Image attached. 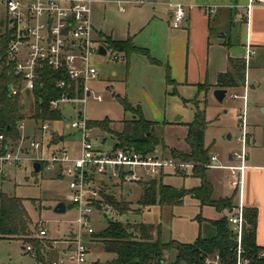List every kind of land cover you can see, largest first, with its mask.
<instances>
[{
    "label": "rangeland",
    "instance_id": "rangeland-1",
    "mask_svg": "<svg viewBox=\"0 0 264 264\" xmlns=\"http://www.w3.org/2000/svg\"><path fill=\"white\" fill-rule=\"evenodd\" d=\"M171 1L98 0V3H93L95 25L99 27L98 29L109 35L112 34L118 40L132 38L133 44L138 48L147 50L149 56L118 53L119 59L116 60V53L111 50H108L106 56H102L99 54V49L106 44L103 38L97 37L92 62L99 73V78L90 82L89 85L95 95H101L102 101H96L90 97L85 108L79 103L62 104L63 119L50 122L52 128L57 130L59 135L65 137L64 140L58 142V146L69 144L68 147L77 148L78 133L70 128L72 121L79 119L75 113V107H81L84 110L83 115L88 121L110 120L112 121L110 125L112 131L121 132L125 121L136 119L134 112L125 111L122 102L125 99L133 108H140L146 120L156 123L154 133L161 142L157 149L163 151L165 157H171L173 154L186 155L190 152V147L186 143L187 124L194 121L197 112L195 103L191 102L194 100L195 94L189 96V94L174 90L167 83L165 70L151 62V58L155 57L156 47L162 45L160 39L165 37L167 28H169L168 14H165L161 3H170ZM165 40H167L166 37ZM254 89L252 87L249 93L250 110L248 113L250 112V116L254 114L263 119L262 106L253 105V98L261 99L260 93H255ZM243 93L242 90L239 91V94L242 95ZM242 99H234V92H230L229 97L223 103L211 98L198 97V100L201 101L200 109L206 108L208 127L205 140L210 151L209 156L218 154V158L220 156L223 164H226L225 153L232 151L234 154L240 152L242 148L240 139L243 135V128L240 116L244 109L246 126L248 121L247 104ZM20 110L24 116L22 123L27 127L28 132L33 126H39L31 118L35 112L32 94L21 96ZM245 132L246 134L249 132H247V127ZM96 136L99 137V142L105 140L104 147L107 149H111L115 144L112 132H97ZM256 151H264V142L259 141L255 144L249 136L246 152L250 154ZM233 165L240 164L235 162ZM228 173L230 174L229 170H214L213 168L206 171L209 180L225 176ZM190 176H171L161 182L162 185L187 189L183 204L177 206L162 207L157 204L151 207H141L138 202L142 198L145 185L133 184L124 185L120 188L110 187L108 192L112 194L111 196L128 204L130 208L123 214H119L117 220L122 222L124 226L130 227V232H133L137 238H139L138 228L141 224H153L156 228L160 227V235L156 233L157 230L152 232L153 240L160 239L163 243L174 240L192 244L200 235L203 238L214 235L215 230L212 225L206 221L200 225L197 217L201 214L205 219H218L220 213L212 206L200 207V202L192 197L188 190L194 186H200L201 180ZM0 190L9 196L23 200L33 224L36 226L38 223L44 222L50 237L62 240L69 236L65 235L67 231L73 229L70 222L76 218V212L71 208L68 200L70 191L69 182L66 178L58 177L56 172L48 171L45 168L36 173L33 164L27 163L20 168L11 169L10 177H1ZM233 196L232 194L231 197ZM236 197V195L233 197L234 205H237ZM213 198H217V195L214 194ZM61 202L68 208V211L63 215L56 214L54 211ZM93 219L92 226L97 232L107 227L108 219L102 218L97 213L94 214ZM85 243L90 249V263L113 264L115 255L106 252L103 241L99 239L96 242H90L87 239ZM22 253V244L12 240L0 239V264H34L36 262L30 254L24 255ZM165 259L168 264H177L176 251L166 252ZM179 264L186 263L181 262Z\"/></svg>",
    "mask_w": 264,
    "mask_h": 264
},
{
    "label": "built area",
    "instance_id": "built-area-1",
    "mask_svg": "<svg viewBox=\"0 0 264 264\" xmlns=\"http://www.w3.org/2000/svg\"><path fill=\"white\" fill-rule=\"evenodd\" d=\"M93 3L94 0H0V113L5 96L21 98L30 93L35 103L34 92L44 87L47 71L63 72L68 77L67 81L57 82L56 87L65 92L61 98L50 101L51 109L60 110L63 114L64 103H79L85 108L90 97L102 101L101 95H95L89 85L99 78L92 62L97 38L93 26ZM257 4L263 5L264 0H249L247 12ZM185 19V5L180 2L174 4L170 21L172 28H181ZM249 56L248 51L247 58ZM115 59H119L118 54ZM234 98L239 96L234 95ZM74 110L79 117L70 125L79 136L75 150L58 146V142L52 144L53 138L59 135L50 124L53 121L41 122L29 132L20 122L16 126L17 139L9 137L0 124V178L10 177V170L23 164L32 163L34 166L40 163L41 171L43 168L54 171L69 182L68 200L76 212V218L70 222L73 229L67 238L51 240L47 238L48 229L44 222L34 226L33 231L41 240L42 250L37 251L31 244H27L25 250L37 264H45L41 255L47 264H92L85 240H99L95 236L98 232L92 226L94 214L109 221H116L119 216V212L106 201V196L112 195L108 192L110 187L158 180L170 169L174 174L187 175L195 167L193 163L165 157L159 151L142 154L131 148L107 149L104 140L99 142L98 131L88 126L84 110L81 107ZM240 120L242 148L233 154L240 165L226 169L230 172V189L241 196L247 169L245 109ZM207 167L223 168L218 164V154L210 157ZM223 214L234 235V264H248L243 248L247 222L242 203L223 209ZM49 252L58 255L47 261ZM260 257L264 258V252ZM157 264L168 263L164 258ZM204 264L229 263L215 254L205 258Z\"/></svg>",
    "mask_w": 264,
    "mask_h": 264
},
{
    "label": "trees",
    "instance_id": "trees-1",
    "mask_svg": "<svg viewBox=\"0 0 264 264\" xmlns=\"http://www.w3.org/2000/svg\"><path fill=\"white\" fill-rule=\"evenodd\" d=\"M106 46L104 48L112 52L125 53L126 55L140 54L149 56L145 49L138 48L133 44V39L128 38L123 41H115L109 37L104 38ZM119 55V54H118ZM151 62L159 64L151 58ZM230 69L224 74H220L217 86L220 88H235L245 83L247 64L242 60L230 59ZM68 80L63 72L47 71L44 75V87L37 88L35 96V112L31 116L37 124L45 121H61L63 114L60 110H53L50 101L62 97L64 90L56 87L58 81ZM173 82L168 78V84ZM201 91L210 90L208 85H199ZM126 112H134L136 119L124 122L121 132H113L110 128L112 121H88L90 128H95L99 133L105 131L112 132L115 144L114 149L131 148L142 154L154 153L161 142L157 139L154 130L156 123L148 121L142 115L140 108H133L127 100L122 101ZM188 102V101H187ZM197 108L195 119L187 124L188 134L186 143L190 147V152L186 155L173 154L171 157L195 165L193 172L195 177L201 180V185L190 191L192 197L200 202L201 207L212 206L218 211L227 207H233V197L229 199L213 200V189L206 175L207 166L210 162L209 149L205 146V134L208 127L206 108L200 109L201 101L195 99ZM24 120L20 110V98L3 99V110L0 113V124L5 128L7 135L13 139L18 138L16 126ZM8 127L10 130L8 131ZM61 139L57 136L53 138L52 144L55 145ZM105 141V140H104ZM105 143V142H104ZM174 153V152H173ZM145 189L141 200L138 202L141 207H151L159 204L160 206H177L182 200L178 191L162 185L160 181L141 183ZM149 187V188H148ZM107 203L111 204L119 214H123L130 208L128 204L116 200L114 196H106ZM245 219L247 229L243 237V248L245 256L249 260L248 264H264V258L260 255L264 252V247L258 246L256 242V228L258 223V210L256 208L245 209ZM216 234L211 238H203L201 235L192 244L170 241L161 242L160 239L153 240L154 230L160 235L161 228L155 225L141 224L138 228L139 238L130 232V227H126L122 222L109 221L107 227L95 234L97 238L104 242L106 252L114 254L113 264H157L165 258V253L176 251L177 264H204V259L219 254L225 262L235 263L234 249L235 240L226 218L212 222ZM33 221L25 209L23 200L9 196L0 190V239L3 240H22L24 245L31 244L37 251H41V241L32 237ZM134 230V229H133ZM254 230V231H253ZM101 233V234H100ZM41 260L47 264L46 259Z\"/></svg>",
    "mask_w": 264,
    "mask_h": 264
},
{
    "label": "crops",
    "instance_id": "crops-1",
    "mask_svg": "<svg viewBox=\"0 0 264 264\" xmlns=\"http://www.w3.org/2000/svg\"><path fill=\"white\" fill-rule=\"evenodd\" d=\"M96 2L98 3V0H94V3ZM179 2L185 5L186 19L181 28L174 29L170 23L171 15L173 5ZM248 3L249 0H172L170 3L162 2L161 5L164 12L166 15L168 14L169 20L167 23L169 28H167L165 35L167 40H165V37L160 39L162 45L156 47L155 57H152L159 64H152L158 65L165 70L167 83L168 78H170L173 83L169 85L174 90H178L183 94H189V96L195 94V100L198 97L215 99L213 92L220 88L217 86L219 75L229 71L230 59L245 61L247 64L245 83L239 87L222 89H227L228 91L224 102L229 97L230 92H234V95L239 96V99L245 97L242 100L246 101L247 104V132L249 131L246 141L248 143L250 136L254 140V143L257 144L259 141L264 142V118L261 119L254 114L250 116V112L248 113V111L250 110L249 93L251 88L254 87L256 89H254V92L260 93L261 99L253 98V105L262 106L261 110L264 114V4L254 5L248 13L246 9ZM154 14H156V11H154ZM93 26L97 37L103 39L109 37L115 41H123L115 39L112 34L109 35L103 30L98 29L99 27H96L94 10ZM248 51L250 52V56L247 58ZM199 85H208L210 86V90L201 91ZM240 90L244 92L242 95L239 94ZM62 137L64 140V135ZM57 138L61 139V135H58ZM68 146L69 144L65 145V147ZM205 146L207 147L206 140ZM75 149L72 148V150ZM156 151L166 156L163 151L159 149ZM224 156L226 164L222 163L219 156L218 164L223 168H213L214 170L228 171L226 167L232 166L236 162L232 151L225 153ZM246 165L247 169L244 174V185L241 196L230 189L229 173L225 176L212 178L211 180L207 176V179L213 189L212 198L214 194L217 195V198H213V200L229 199L233 194L237 196L235 199L237 205L242 203L244 210L246 208H256L258 210L256 242L258 246L264 247V151L247 153ZM207 168L210 169L209 167ZM177 175L181 174H174L172 169L166 170L157 181L161 183L165 178ZM190 175L197 178L193 171L181 176L189 177ZM165 186H169L183 194L181 196L182 202L179 204L182 205L187 189H179L171 185ZM194 188L196 187H192L188 192L190 193ZM218 212L220 213L218 219H205L200 214L197 220L200 225L204 221L209 222L215 230L212 222L225 218L223 212ZM34 226L33 224L32 230ZM71 231V229L67 231L65 236L69 235ZM33 233L34 231H32ZM215 234L216 231L214 235L204 238L214 237ZM32 237L40 240L35 233ZM47 238L51 240L56 239L49 236V231ZM12 241L22 244L24 255H29L25 250L26 246L22 240L15 239ZM57 255L55 252H49L47 261L52 260ZM34 264L37 263L34 262Z\"/></svg>",
    "mask_w": 264,
    "mask_h": 264
},
{
    "label": "water",
    "instance_id": "water-1",
    "mask_svg": "<svg viewBox=\"0 0 264 264\" xmlns=\"http://www.w3.org/2000/svg\"><path fill=\"white\" fill-rule=\"evenodd\" d=\"M99 54L102 55V56H106V55H107V51H106V49H105L104 47H101L100 50H99ZM227 94H228L227 89H222V88L216 89V90H214V92H213V96H214V98H215L216 101L219 102V103H223V102H224V100H225ZM8 129H10V127H8ZM33 167H34V171H35L36 173L41 172V164H40V163H35ZM182 195H183V194L180 193L179 196L181 197ZM54 211H55L56 214L63 215V214L66 213V211H67V207H66V205H65L63 202H61V203H59V204L55 207ZM253 231H254V230H253ZM100 234H101V233H100Z\"/></svg>",
    "mask_w": 264,
    "mask_h": 264
}]
</instances>
